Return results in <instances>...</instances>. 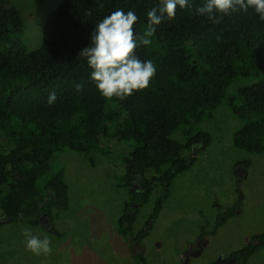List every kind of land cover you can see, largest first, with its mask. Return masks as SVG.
I'll list each match as a JSON object with an SVG mask.
<instances>
[{"label": "trees", "instance_id": "obj_1", "mask_svg": "<svg viewBox=\"0 0 264 264\" xmlns=\"http://www.w3.org/2000/svg\"><path fill=\"white\" fill-rule=\"evenodd\" d=\"M200 2L190 0L193 6ZM158 4L159 0H63L43 24L41 46L26 51L20 12L10 0H0V226L22 222L41 228V215L52 223L53 210L69 208L63 172L50 173L55 156L67 150L92 165L100 139H117L132 143L117 188L128 190L134 172L142 180L140 191L128 192L117 220L119 234L132 237L125 226L136 221L128 213L129 201L142 208L155 193L147 219L155 221L173 180L195 162L184 151H203L210 142L209 134L195 126L211 118L236 78L264 71V21L251 9L213 24L177 6L175 18L157 26L151 45L136 49L138 58L156 65L149 87L122 100L102 97L90 80L86 59L78 55L88 46L95 25L114 10H131L139 18L134 26L139 35L147 11ZM78 83L83 85L81 92L74 88ZM51 92L56 100L48 104ZM228 107L243 123L233 134V146L263 153L264 79L239 88ZM177 132L183 142L171 138ZM233 214L231 209L218 214L210 236ZM253 238L258 245L250 242L236 252L243 256L242 264L264 248V232ZM134 261L147 264L143 255Z\"/></svg>", "mask_w": 264, "mask_h": 264}, {"label": "rangeland", "instance_id": "obj_2", "mask_svg": "<svg viewBox=\"0 0 264 264\" xmlns=\"http://www.w3.org/2000/svg\"><path fill=\"white\" fill-rule=\"evenodd\" d=\"M10 2L22 18L26 51L36 50L42 43L46 18L63 0ZM263 79L264 71L258 76L236 78L211 118L195 126V130L209 134L210 142L203 151L198 147L184 151V156L195 157V162L176 176L162 211L145 227L142 255L147 264H183V257L203 234H207L208 243L196 257L189 258L188 264H212L248 246L255 234L264 232V152L248 153L233 146V134L243 123L228 107L239 88ZM171 138L183 142L180 132ZM131 151L130 142L100 139L99 153L91 156L92 165L67 150L57 154L50 173L63 172L68 210L52 211L53 231L22 222L0 226V264H137L117 228L129 200V189H118L117 182L123 175L124 158ZM156 196L154 193L139 211V224L147 222ZM226 209H231L233 216L210 236L217 215ZM24 228L41 239L47 236L52 253L36 256L26 250ZM246 264H264V248Z\"/></svg>", "mask_w": 264, "mask_h": 264}, {"label": "clouds", "instance_id": "obj_3", "mask_svg": "<svg viewBox=\"0 0 264 264\" xmlns=\"http://www.w3.org/2000/svg\"><path fill=\"white\" fill-rule=\"evenodd\" d=\"M99 6L103 7V4ZM177 6L181 9L187 7L194 15L206 17L213 24H219L223 16L250 9L259 20L264 21V0H201L195 6L190 0H159L158 6L147 11V23L137 35L134 26L139 18L135 12L114 10L95 25L88 46L78 54L86 59L92 70L90 80L102 97L122 100L149 87L157 72L156 65L150 59L138 58L136 49L151 45L157 26L165 19H174ZM220 39L218 35L217 40ZM74 88L81 92L83 85L78 83ZM55 100V92L49 93L47 103L52 104ZM22 235L26 250L33 255L47 256L52 253L51 241L47 236L41 239L29 228H24Z\"/></svg>", "mask_w": 264, "mask_h": 264}, {"label": "flooded vegetation", "instance_id": "obj_4", "mask_svg": "<svg viewBox=\"0 0 264 264\" xmlns=\"http://www.w3.org/2000/svg\"><path fill=\"white\" fill-rule=\"evenodd\" d=\"M191 147L189 150H192ZM191 153V151H190ZM192 157V156H189ZM135 176V178L133 179V181L131 182V185L129 187V190L131 188V186L134 187L135 189V193L140 191V185L142 183V180L139 178L138 173L134 172L133 174ZM125 207V205H124ZM125 209V208H124ZM123 209V211H124ZM142 210V208H140V206L132 201H129L128 203V213L130 215L136 216V221L134 222L133 226L129 228V226L127 224H125V226L128 228V231L132 232V237L131 236H126L123 237V239L127 242L128 244V249H129V253L130 255L133 257V255H135V257L133 258H139L144 252H145V248H144V236L146 234V230L145 227L148 226V221L144 222L143 224H139L138 220H137V216L139 214V211ZM138 211V213H137ZM50 222L48 221H44V225L43 228H46L47 225ZM143 225V226H142ZM122 237V236H121ZM207 235L203 234L202 238L199 240V243L194 245L193 250H189L185 256L183 257V264H188L189 262V258L191 257H196L199 254V251L201 252L202 247L208 243L207 239H206ZM254 240H252L251 242H255V245H258L259 242L255 240V238H253ZM243 261V256L238 255L237 253L232 254L230 257L226 258V261L224 264H242ZM213 264V263H212Z\"/></svg>", "mask_w": 264, "mask_h": 264}, {"label": "water", "instance_id": "obj_5", "mask_svg": "<svg viewBox=\"0 0 264 264\" xmlns=\"http://www.w3.org/2000/svg\"><path fill=\"white\" fill-rule=\"evenodd\" d=\"M130 193H135V189L133 186H131L130 190H129ZM44 221H47V218L45 217V215H41L40 216V219H39V225L43 227L44 225ZM46 231H50L53 229V226L51 225V223H49L47 225L46 228H44ZM53 231V230H52ZM133 257H135V255H133ZM226 261V258H221L219 257L213 264H224Z\"/></svg>", "mask_w": 264, "mask_h": 264}, {"label": "crops", "instance_id": "obj_6", "mask_svg": "<svg viewBox=\"0 0 264 264\" xmlns=\"http://www.w3.org/2000/svg\"><path fill=\"white\" fill-rule=\"evenodd\" d=\"M205 233V232H204ZM205 235V234H204ZM207 235V234H206Z\"/></svg>", "mask_w": 264, "mask_h": 264}]
</instances>
